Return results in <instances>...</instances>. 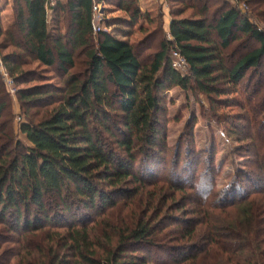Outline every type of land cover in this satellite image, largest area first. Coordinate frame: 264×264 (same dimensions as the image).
I'll list each match as a JSON object with an SVG mask.
<instances>
[{
  "label": "trees",
  "instance_id": "obj_1",
  "mask_svg": "<svg viewBox=\"0 0 264 264\" xmlns=\"http://www.w3.org/2000/svg\"><path fill=\"white\" fill-rule=\"evenodd\" d=\"M55 1L54 5L53 0L15 1L16 28L22 43L14 46L20 49L24 60L57 68L66 76L76 67L75 55L84 52V70L63 81L61 87L38 86L18 91L22 107H28L20 128L27 144L16 141L12 131L5 135L0 131V225H10L25 235L41 231L42 225H66L68 230L60 245L72 256L58 254L51 264H150L143 255H136L140 250L134 247L160 251V232L153 223L140 221L135 227L106 223L104 234L98 239L92 238V222H88L85 212L99 216L101 211L115 209L118 200L135 199L146 184L167 182L150 170L163 166L162 161L154 162L163 132L162 94L180 88L202 94L213 107L222 104V98L239 93L237 87L248 71L263 69L264 73V31L248 14L224 2L215 19L207 5L196 17L185 18L184 0L177 11L170 10L171 39L162 38L159 50L145 64L129 41V32L119 28L139 27L138 32H144L140 23L147 17L142 15L136 0H117L127 18L119 20L124 24L118 27L113 24L117 28L110 32H96L94 18L98 3L110 4L113 0ZM237 1L248 7L254 0ZM50 12L55 13L52 23ZM259 18L263 21L262 16ZM149 23L154 20L151 18ZM240 35L253 40L257 47L230 63L227 51ZM173 52L185 60V73L173 67ZM20 58L15 54L3 57V61L12 77L19 76L17 82L27 83L29 74L16 63ZM1 91L4 93L2 85ZM2 99L0 119L7 107L5 97ZM39 107L46 108L41 118L27 120L29 110ZM140 161L148 166L145 169H149L148 178L152 179L148 183L143 168L136 171ZM168 183L176 192L186 193V187L179 182ZM251 183L263 200L264 175ZM131 185L140 188L131 189ZM235 190L232 195L238 194ZM203 200H207L206 196ZM242 201L233 208L236 221L230 222L228 213V220L219 221L221 226L217 228L212 225L214 213L200 210L198 213L208 221H190L182 238L204 243L169 251L168 255L188 253L174 264L195 263L202 254L214 250L213 246L230 253V247L235 245L238 250L232 254L242 259L262 252V238L254 225L258 211L250 200ZM227 207L222 205L219 209L226 212ZM203 223L208 225L206 230H200L206 231L200 237L197 231ZM205 242L212 250L206 248ZM71 257L75 260L69 262Z\"/></svg>",
  "mask_w": 264,
  "mask_h": 264
},
{
  "label": "rangeland",
  "instance_id": "obj_2",
  "mask_svg": "<svg viewBox=\"0 0 264 264\" xmlns=\"http://www.w3.org/2000/svg\"><path fill=\"white\" fill-rule=\"evenodd\" d=\"M15 1L10 0V7L5 9L6 0H0V85L4 90V93L2 91L0 93V99L4 101L2 98L5 97L7 101V107L0 119V131L2 135L12 131L16 141L27 144L26 137L21 134L20 128L26 120L25 112L28 107H22L18 91L38 86L61 87L63 81L84 70L82 65L86 57L84 52H78L75 55L76 67L69 70L67 76L57 68H46L38 63L24 60L25 56L14 46L22 43L21 34L16 28ZM113 1L114 3L100 2L96 5L97 30L100 28L110 32L118 25L124 24L119 20H125L127 15L118 8L117 0ZM144 1L145 9H140L142 15L147 17L140 23L144 27V32H138L139 27L129 29L120 26L119 28L129 32L131 36L129 41L135 46L141 61L147 64L159 50L160 43L164 41L162 38L171 39L164 23L166 15L163 13V7L169 6V13L170 10L177 11L184 0H164L163 5L158 0ZM185 2V8L182 9L185 18L196 17L198 11L207 5L210 7V16L215 19L224 2L239 8L243 14H248L253 18L251 19L253 23L264 31V0H254L248 7L237 0H185ZM55 3L56 1L53 0L52 5ZM5 10L7 12L3 13ZM49 16L52 23L55 13L50 12ZM169 16L171 18V14ZM259 16H262L263 21ZM151 18L154 20L153 24L149 23ZM110 24L112 27L107 28ZM113 24H117V27ZM256 47L257 44L253 40L240 35L227 51L228 62L236 61ZM15 54L21 57V60L16 61L21 64V71L29 74L27 83L17 82L18 75H15L16 78L12 77L3 61V57ZM171 55L172 53L170 58ZM179 70L186 72L184 67ZM237 90L238 94L222 98L225 101L222 104H215V107L205 96L196 91L173 88L162 94L163 132L160 147L155 149L158 156L157 161L154 162L162 161L163 166L158 168L154 166L150 170L167 182L155 186L146 184L140 189L135 199L118 200L115 209L101 211L99 216L94 215V212H85L89 216L88 222H92L89 224V228L92 229V238L99 239L103 236L106 223L112 226L135 227L140 221H149L160 232L157 243L165 249L160 247V251H156L147 250L145 247L144 249L134 247L140 250L136 255H143L150 264H174L188 253L179 256L168 255L169 251L176 252L186 249L187 246L191 247V244L204 243L198 239L188 241L182 238L185 235L186 224L190 221H208L209 218L198 213L200 210L214 213L215 220L212 225L217 228L221 226L220 223L228 220L226 216L228 213H230L229 221H236L237 216L233 208L244 202L242 198H246L250 200L254 210L258 211L257 223L254 225L262 238L259 244L262 252H257L254 257L236 258V255L232 254L233 251L238 250L235 245L230 247L232 252L228 253L222 248L207 247L209 243L205 242L207 249L214 250L211 249L212 251L202 254L195 263L190 264H264V199L262 200V195L256 191L257 187L251 183L254 178L264 175L262 170L264 165L263 69L248 71ZM45 110L46 108L41 107L30 109L27 120L38 121ZM147 167L140 161L136 171H141L143 168L142 174L148 183L152 179L148 178L149 169H145ZM250 178L251 182L248 181L251 180ZM169 181L170 183L179 182L185 186L186 193L176 192L171 188ZM129 188L140 187L131 185ZM234 190L238 193L237 195H232ZM205 196L207 200H203ZM222 205L229 206L226 212H221L219 209ZM206 225L208 224L203 223L198 227V236L202 237L206 233V231H200L206 230ZM57 226L59 228H55L56 224L45 225V227L42 225L41 231L25 235L23 231H14L10 225H0V264H51L53 257L58 254L64 257L70 255V252L63 250L62 244L60 245L61 238L66 236L68 228L66 225ZM61 226L63 228H60ZM228 240V237L224 238V241L228 242ZM116 242L115 238L114 244ZM239 246L242 247V244H237V247ZM167 248L168 250L165 251ZM74 260L71 257L69 262Z\"/></svg>",
  "mask_w": 264,
  "mask_h": 264
},
{
  "label": "crops",
  "instance_id": "obj_3",
  "mask_svg": "<svg viewBox=\"0 0 264 264\" xmlns=\"http://www.w3.org/2000/svg\"><path fill=\"white\" fill-rule=\"evenodd\" d=\"M61 1H64V0H61ZM136 1H137L138 5H139L140 9L144 10L145 9V1L144 0H136ZM158 1H160L161 5H163V1L164 0H158ZM9 2H10V0H6V2H5L6 4L4 5L5 9L10 7V3ZM163 9H164V14L166 15V17H168V18H166V17L164 18V23L166 24V27L168 28V31H169L170 25H171V18L169 16V14H170L169 13V8L167 6H164ZM151 11H154V10H151ZM5 12H7V11L6 10L3 11V13H5Z\"/></svg>",
  "mask_w": 264,
  "mask_h": 264
},
{
  "label": "built area",
  "instance_id": "obj_4",
  "mask_svg": "<svg viewBox=\"0 0 264 264\" xmlns=\"http://www.w3.org/2000/svg\"><path fill=\"white\" fill-rule=\"evenodd\" d=\"M95 13H96V10H95ZM95 20H96V16L94 18V27H95L96 32H99L101 29L98 28L97 30L96 25H95ZM171 59H172L173 67L177 70L183 68L186 65L185 60L182 58V56L178 52H173L171 55Z\"/></svg>",
  "mask_w": 264,
  "mask_h": 264
}]
</instances>
